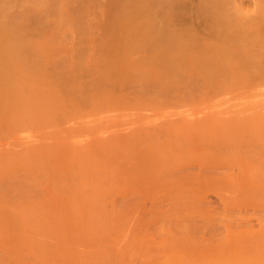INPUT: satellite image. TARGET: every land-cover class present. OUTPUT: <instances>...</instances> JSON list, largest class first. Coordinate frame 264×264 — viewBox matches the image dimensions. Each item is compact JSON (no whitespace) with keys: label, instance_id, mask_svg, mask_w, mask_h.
<instances>
[{"label":"rangeland","instance_id":"obj_1","mask_svg":"<svg viewBox=\"0 0 264 264\" xmlns=\"http://www.w3.org/2000/svg\"><path fill=\"white\" fill-rule=\"evenodd\" d=\"M167 1L162 0V4L159 3L160 1H157V3L155 2L154 6H156V10L154 11H156L155 16L157 17L155 18V20L157 21V19H159L160 17L163 18V16L165 17V11L167 12L166 18L172 17V20L163 18L167 20V23H165L163 19H160L164 21L162 22L163 24L161 23V21L160 24H158V20V23H154L155 25L153 24V29L154 31H156L157 28H160L159 25H163L165 26L164 28L162 27L163 31H167H165L166 35H169V37L170 35L171 37L175 36L176 38H178L177 35H173L172 32L178 33V31H182L181 33L183 34V36L181 33L178 34H180V37L182 39L184 38V41H182L183 45L184 42H186L184 35H189L190 37L186 35V38H191L194 40V42H196V44H198L196 47H194L195 43H189L188 45V43L186 42L185 46H188L189 50L192 47L190 44H193V47L190 51H186L187 49L185 46V52L183 49L180 51L178 50V52H174L171 50L166 51L164 47L159 46L152 48L148 45V47L151 49H146V46L145 50L148 51H144V48L141 47L143 50L142 52L139 48L140 46L134 47L135 44L131 46L128 45L129 49L127 47V50L125 51V46L123 48V45L126 42L124 43V39H122L123 41H121L120 38L122 34L120 30L121 27H119L118 25V28L115 25L116 23L114 24V22L117 20H114V18L117 16V14L119 16V11H114L118 10L119 8L118 6H115V0H3L0 2H3L5 6L3 4L2 6H4V8H7L5 9L6 15L8 11L9 17L12 14L14 15L12 20V17L10 18V21H12V25L16 24V22L18 21L20 22L18 23V25L23 26L20 27V30L18 31H22L21 33H23L24 35L16 33L18 25L15 26L17 28H14L16 32L12 33L13 31H11L9 34L12 33L18 35V37L21 36L19 37L21 38V40L17 38L19 44L23 42L22 39L28 41L27 43L24 42V44H32L28 45L29 47L32 46L31 49L29 47H24L28 48V52L26 50L22 51V49H24L22 48L23 45H21L20 47L18 44H16L17 49L22 48V54L20 55L18 53V55H20L22 61L25 57L28 60V57L30 56V63L27 62L28 66L30 64V68L27 66V64L25 65L31 70V74H34L33 72L39 75L44 74V79L41 78L42 75L41 77L36 75L37 77H40L38 78V80L41 79L43 80V82L46 78L45 82H47H44L42 84L43 88H39L41 84L37 83L35 85V89L38 90L39 88L41 90L43 89L42 91H44V89L46 88L44 86L45 84L47 86V92L48 90L52 91L51 89L53 88L56 89V91H52L54 93H47L46 90L44 92L47 93L45 94V96L48 97L47 101L49 102L46 104H49V107H47V105L45 107H42L35 102L33 104V109L28 113L29 115L25 116L22 120H20V122L18 121L17 123H9L4 120V123L3 121L1 122L2 124L0 123V150L3 149L4 153L8 152L4 154V156L1 155L0 157L2 159H0V177H2L3 175L5 176V174L9 173L11 170L10 167L12 169H15L16 167H18L17 165H21V167H18L16 169L21 168L22 170L19 169V173L18 170L17 172L14 169L13 170L15 172L11 170L13 172L12 176L18 174L17 176L24 175L21 177L28 176V178H30L33 175L36 179H32L34 178L33 176L30 179H32L33 181H37V179L40 178L38 180H40L41 182L43 175L44 181L42 182L47 183L48 176L51 174L52 180L55 181L53 182L49 178L50 183L53 182V187L55 184L58 187H54L53 190H51L50 188L45 187V183L41 186L42 188H44V190H47H45L44 193H42L43 189L39 186L38 187L39 192L42 191V195L44 194L47 197L54 198V195H62L65 192L63 189L62 190L64 192L60 190L59 187V185H63L64 183L59 182V180L63 178L61 175L64 174L65 176H67L66 179H62V181L65 180V182L68 183L72 181V178H74L73 176H71L70 179V173H68L69 171H72L75 173V175L72 172L71 174L74 175L75 178L77 177V180L73 181H78V184L81 182V184L83 183L85 186H88V191L87 189H85L86 193L83 192L84 194L82 193V197L83 195L88 194L89 191H91L93 195H95L92 196L95 199L94 200L92 198L94 200V203L92 202L91 198L88 200L86 199L87 203H85V205H87L83 208V211L80 212V216L79 214H77L71 215L72 217L69 216L66 218L24 217L25 219H23V217L22 219L19 217V219H14V221L6 220L8 222L3 221V218H0V264H123V253L127 241L126 219L123 215L119 216L123 211V208L121 207L122 205H120L122 202L119 201H121L122 199V194L130 191L132 186L130 187L128 183H122V181H120L122 179L115 177L120 171L116 170L117 174L115 173L116 175L113 176L114 173L111 175L110 170L111 172L112 170L115 172L116 168H111L113 166H117L115 164L113 165V163L117 160L115 159V157H117V154H119V149H122L119 148L122 145H119L118 142L122 143V140L119 139H122L121 137L123 136L127 128L126 126L134 123H144L148 124L150 128H152L154 125L165 121L167 118L177 117L179 114L186 111L190 113L194 112V114H197L198 116H203L208 112L221 114L225 111H237L244 109L251 111L254 109L257 110L260 108H264V78H259L257 75L252 74L250 75V77L244 80L237 79L236 77H226L221 75L210 77L208 75H205V73L201 74L200 72H195L194 70L192 72H195L194 75L191 73V76H186V74L190 75V70L192 71L194 69V67L192 68V65H190V63L196 62L188 61V59H191L192 56H196L199 52H204V49H210L209 47H211L212 45H220L222 47L223 44L227 43V40L225 41L226 37L225 35H223L225 33L227 34V32H225L227 30H225L221 26L222 24L218 23L219 20H216L217 15H215V12L216 14L219 13V10H223V6H225L224 8H228L232 4H234V7L236 6L235 8H238L239 5L240 9L242 7L243 10H248L249 13L247 15L246 11L239 12L245 13L244 15L247 16L246 18H248L247 21H250L251 19V21H253L256 19L255 17H258L260 15L256 14L258 11L257 8H259L257 7L259 6L257 3L260 4L262 1L264 2V0H258L260 2H258L257 0H226L227 2L225 1V3H223L224 0H222V4H224L223 6L220 3L221 0H219L220 2L218 0H185V5L184 3H182L183 0H180L182 5L179 0H177L178 2L175 0L174 3H180L179 6L178 4L173 5L174 3H172L171 0L168 1L169 3ZM204 1H207L205 2L206 5L210 6L211 8L207 7L206 9L204 6ZM229 1H231L232 3ZM112 2H114V10V7L111 4ZM210 2H212L213 4ZM228 2L231 3L230 6L226 5L229 4ZM201 3H203L201 7L205 8L203 11L200 8ZM164 4L165 9L166 5L167 9L169 7L168 10L164 11ZM168 4H172L173 6H175L174 9H171V5L169 6ZM212 5H215V7L213 6V8ZM219 5H221L222 7ZM261 5L262 4H260V7ZM116 7L118 8L116 9ZM219 7H221V9ZM175 8H177V10H175ZM212 8L213 10L216 8L218 12L215 10L213 12ZM230 8H233V5ZM173 10H175L176 13H174ZM231 10L233 11V9H230L229 11L231 12ZM157 11L158 13L161 12L159 14L160 17L158 16ZM162 11L164 14L162 13ZM168 11L173 12V14L169 13ZM212 12L214 15L212 14ZM3 16H5V14ZM7 19V22H9V18ZM257 19H259V17ZM7 24L9 26H6V28L11 27L10 23ZM24 26L26 28H24ZM220 26L222 27V29L219 28ZM166 27H169L168 30ZM21 28L24 29V31ZM216 28L219 29V31ZM131 29L133 31L135 30V33H137L136 30H139L136 27L134 29L132 27H127L125 30L122 29L126 34V37L125 34L122 35L123 37H125V39H128L127 37H130V33L133 32L131 31ZM175 30L176 32H174ZM223 30L225 31L222 34L221 32ZM237 30L236 32H238ZM8 31L10 30L8 29ZM140 31L141 30L138 31L136 36L133 32L134 37L131 34L132 39H130V37L129 42L138 40L140 38L139 34H141ZM117 33L119 36H117ZM10 36H12L13 38V35ZM136 37L139 38L133 39ZM120 41L123 43V45L122 43H120ZM188 41L191 42V40ZM0 46V48H2V45ZM203 46L209 47L204 48L203 51H201ZM224 46H228V44ZM130 47H133V49H131ZM29 50H35V52L33 53V51L31 52ZM128 51H133V53ZM205 51L208 52L207 50ZM29 52H31L32 54L30 55ZM182 52L185 53V56ZM186 52H189L188 54L191 56L189 57ZM178 53H182V55L185 57H183L184 61L185 59L187 60L186 62H188L190 68V70L188 69L187 71L188 73L185 74L184 71H186L187 69L182 67L186 69H181V71L184 72L183 75L185 76L182 75L181 71V75L177 73L178 66L176 65H179L180 67V65L183 64L187 67V64L184 63V61L183 63L179 62V59H181V57H179L180 55ZM23 54L25 57L22 56ZM232 54H235V57L237 58H241V54L237 51H234V53L232 52ZM198 55H201V53ZM149 58L153 59L152 65H150L152 61H146V59ZM24 61L26 62V60ZM31 62H34V64L37 65H34L33 68L31 66ZM136 63H138V68L139 65L140 67H142L141 65H143V63H146L148 64V68H150L149 66H151V69H155L154 71L156 73V77L154 80H152L158 84L160 83L163 88L161 87V89L159 87L160 84L157 85L156 83L155 85L158 86L160 90L158 87H154V82L149 78V81H151L150 84L153 85H149V81L143 82V86L147 83L149 87L147 85H145V87L140 85L142 84V82L139 84V86H142L146 90L148 87L147 94L144 95V89L141 90V87H138V81H136L137 84H131L129 79L131 78L129 77L131 73L128 72L129 69H127V67L131 65L130 71H133L131 67H135ZM166 64L169 66H175V69L177 68V74H175V71L174 73H172L175 69L171 66L170 67L173 70H171L169 66H167L166 69L172 72H168L167 70H165ZM201 64L203 63L200 62L199 66L197 67L198 64L196 62V69L201 68ZM40 65H42V68L44 69H41ZM144 66L145 65H143L142 68H144ZM153 66L157 67V71L158 69H161V73L159 71L157 72L156 68H152ZM159 66L163 67V73L162 67L158 68ZM137 67L136 69L134 68L135 71L137 70ZM31 68L34 69L33 72ZM125 68L127 69L125 70L127 72H124L126 74H130L126 75L124 73L127 77L124 76L123 78V75H120V72ZM146 68L147 67L145 66V69ZM36 69L40 70L37 72ZM145 69L143 70V72L145 71ZM42 70H44L43 73H41ZM135 71L133 72L135 73ZM165 71L168 72L169 76L172 73L173 77L171 76L170 79H167V75L164 74ZM143 72L138 73V75L146 73ZM45 74L47 75L46 77ZM119 75L121 76L122 80L124 79L123 85H125V83L127 82L132 88L131 89L126 83L124 87H128L124 89L122 85V89L131 91L130 93H133L134 95V88L137 87L135 89V92L138 94V96H140V93L144 96L138 97L135 94V96L137 97L134 96L132 100V96L129 95L128 91L124 92L125 95L122 94L123 92L120 91L121 88L119 89L121 84ZM142 76L140 79H143ZM147 76L153 78L151 74L149 76V73L147 74ZM146 78L147 77H145V79ZM146 80H148V78ZM135 85L137 86L135 87ZM68 88L69 90H71V93L72 88L74 90L76 89V92L73 90V93L75 94H71L70 91H68ZM41 90L38 91L39 94ZM65 90H67L66 93ZM180 90L182 91L180 92ZM55 92H57V94L60 93L58 95L61 96L53 95L56 94ZM158 92L161 95H159ZM169 92L170 94H174V96L172 94V98H169V96H171ZM112 93H114L113 95L116 97L118 93L119 95L121 94L119 98L123 97V100L127 93L128 98L125 97L127 102L125 100H122V102H125L122 103L121 100L119 101L118 97H115L118 102H121V104L117 103V101L113 99L114 97H110ZM179 97H181L180 100ZM52 98H57V101ZM63 98L65 99V102L63 101ZM110 98H112L111 100H114L115 102H111ZM50 100H52V102H50ZM53 100L55 101V103H53ZM95 101H98V103L102 104H99L97 106L98 103H96ZM52 104L55 105L53 106ZM86 106H88V108ZM111 107H113V109ZM117 131H119L121 134H119V132ZM113 135H121V137L119 139L118 137H116V141H118L117 143L119 147L116 146L118 149L115 148V150L116 152L118 150V153L116 154L115 152L114 154L116 155L110 156V153H113L111 152V150L113 151L115 147H113V145L115 144V142L111 140L112 142L110 143V146L114 142V144L111 146L112 148L109 146V144H103L110 142L106 141L107 139H114ZM253 137L257 136L254 135ZM98 145L100 147H98ZM27 146H33L36 149H33V147H29L33 151L31 149H28L30 151V153H28ZM3 152L1 154H3ZM60 152H62L63 157H61ZM53 154L57 155L58 157L60 154V161L57 156H52ZM120 154H122V152ZM65 155L68 159L65 158ZM118 156L121 157L120 155ZM122 158H118V161H123ZM51 159L56 160V163L58 164L55 166L56 163L54 162V160L50 161ZM113 159L114 162L109 161H113ZM52 162H54V164ZM108 163L110 165L112 164L111 168L108 167ZM45 164L47 166H45ZM117 164L119 165V162ZM22 165H25V169ZM26 166L28 167V169L30 168L29 171H26ZM57 166L59 168H56ZM118 167L121 166L119 165ZM48 169H50V172H52L47 173ZM31 170H34L36 173H38L36 174L34 172V174H31ZM61 171L65 172L61 173ZM24 173L28 174L25 175ZM29 173L31 174L30 176ZM66 173H68L69 176ZM10 175L6 176L8 177ZM16 175L13 177L16 178ZM57 175H60V178L58 177L59 180H57V178H54L57 177ZM4 176L2 178H4ZM44 176L47 179L46 181ZM17 178L12 179V181L16 182ZM22 179L23 178H20L16 183L19 184ZM7 180H10V182H12L8 177L6 179V185L13 186ZM24 181L25 180H23V182ZM35 181L33 183H35ZM23 182H20V184L22 183V185L27 188L26 182L29 181L26 180V182H24L25 184H23ZM32 182L29 183L32 184ZM37 182L36 184H38ZM0 183H2L1 185L4 186L5 180L4 183L1 181ZM69 184L68 186L71 187V185ZM78 184L76 183V186ZM81 184H79V186ZM30 185L28 184V187ZM39 185H41V183ZM30 187H33V184ZM0 188L2 189V186ZM55 188H58V190ZM25 190L26 189H24V191ZM82 190L80 191L79 189L78 192L81 193ZM80 195L81 194H79L78 196ZM91 195L92 194H90L89 197H91ZM115 198L118 199V202L117 200L115 202ZM114 202L117 203V205H115ZM96 204V208L99 209H97V213L99 214V212L101 211V214H94V216L93 213L94 211L96 212V210L93 209V205L95 208ZM113 206H116V209L119 210L118 216L111 215ZM191 215L195 216V218L197 219H200L198 213ZM189 218V216H178L172 219L171 222L174 225L176 232L179 233L184 229L189 230ZM140 254L142 259L150 262L161 259V257L158 256V253L154 249L153 240L147 237L141 244Z\"/></svg>","mask_w":264,"mask_h":264},{"label":"bare ground","instance_id":"obj_2","mask_svg":"<svg viewBox=\"0 0 264 264\" xmlns=\"http://www.w3.org/2000/svg\"><path fill=\"white\" fill-rule=\"evenodd\" d=\"M128 1L130 4L128 3ZM157 1H160L159 3L162 4V0H115V6L119 7V8L116 7V9L118 8V10H114L115 9L114 2L111 3L112 6L114 7V8L112 7L113 10L115 12L119 11L118 13L120 17L116 13L117 18L115 17L114 20L116 19L117 20L115 22L113 20V22L114 24L116 23L115 25L117 27L118 25L119 27H121L120 30L122 34L120 38L121 41H123L122 39H124V43L125 42L126 43L124 45L121 41L120 43H122L123 48L125 46L126 49L124 48V50L125 51L127 50L128 45L131 46L134 44H135L134 47L140 46L139 48L141 49L142 52L143 50L148 51L145 50L146 46H147L146 49L149 50L151 49L149 47L155 48L160 46V47H164L166 51L171 50L174 52H178V50L180 51L183 49L185 52L186 49H187L186 51L189 50L188 46H185L186 42L188 43V45L189 43H195L194 47H196L198 44H196V42H194L193 39L191 38L188 39V37L190 36L187 35L186 33L185 34L188 37L186 38V35H184L186 42H184L183 45L182 41H184V38L182 39L180 37V34H178L181 33L182 31L179 32L177 30L178 33L172 32V34L173 35L176 34L178 38H176L173 35H172L173 37H171V35L170 37L169 35L168 36L166 35L167 31L165 29L164 30L166 32L163 31V28L165 26L162 25L163 24L162 22L165 21V23H167L166 21L168 19L172 20L171 19L172 17L170 16L171 18L169 17L166 18L167 12L165 10H168L169 7L167 9V5H166V9H165V4H164V11L166 16L165 17L163 16V18H166L167 20L161 18L159 15L161 12L158 13V11L157 14L160 18L157 19V21L159 20V23L155 20V18L157 17L155 16L156 11L154 10H156L155 8L156 6H154V4L155 2L157 3ZM171 1L172 3H174L175 0H171ZM181 1L179 0L180 3ZM183 1L182 3H184L185 5V0ZM225 1L226 0H224L223 3H225ZM177 2L176 4H178ZM205 2L207 1H204V3ZM262 2L260 3L262 4L261 7L263 6L264 3ZM180 3L178 4V6L180 5ZM220 3L222 6L224 5L222 4V0ZM231 3L226 5L230 6ZM2 4L3 2L0 3V16H1L0 45H2V48H0V123L2 121L3 123L5 121L9 123L10 122L17 123L18 121L20 122V120H22L25 116L29 115L28 113L33 109V104L35 102L42 107H45L46 105L47 107H49L50 105L46 104L49 101H47L48 97L45 96V94H47L48 92L51 93L52 91H56V89L53 88L51 89L52 91L48 90L47 92L46 84L44 85L46 87V88L44 87L45 88L44 91H42L43 89L42 90L39 89V88H43L42 84L45 82L46 78L44 82L41 79L38 80V78H40L42 75L41 78L44 79V74L39 75L33 72L34 71L33 66L37 65L34 64V62H31V66L33 67L31 69L34 74H31V70L29 69L30 64L28 66L27 63V62L30 63V59H29L30 56L28 57L27 60L24 54L22 55L23 57H25L24 60H26V62L24 60L22 61V59L20 58L22 51L23 50L27 51L28 49L24 47H29L28 45H32V44L31 43L30 44L28 43V45L24 44V42L26 43L28 42L25 39L24 40L22 39L23 42L19 44L17 38L21 36L18 37V35L12 33H15L17 31L16 32L17 34L24 35L23 33H21L22 31H18L20 30L19 28L23 26L18 25V23H20L18 21L17 22L15 21L16 24L12 25V21H10V18L12 17L11 18L12 20L14 15L12 14L9 17L8 10H7L8 13L6 15L5 9L7 8H4L5 5L3 4L4 6H2ZM176 4L174 3L173 5ZM257 4L259 6L257 5L256 6L259 8H257L258 11L256 14L257 15L260 14L258 16L259 19H257L258 17H255L256 19L253 21H251L252 20L251 19L250 20L251 22L247 21L248 18H246L247 16L244 15L245 13L239 12V11L241 12L246 11L245 9L243 10L242 7L241 10L239 5L238 8H235L236 6L234 7V4H232L233 8H230L232 7L231 5L230 7H228L229 9L227 7L224 8L225 6H223V10L221 9L222 6L219 5L221 6L219 7L221 11L219 10V13L217 14L215 12V15H217L218 19L216 17L215 18L217 21L219 20L218 23L222 24L221 26L225 30H227V31L223 30L221 32L222 34L224 31L227 32V34L226 33L223 34L226 37L225 41L227 40V43L223 44L222 47L220 45L219 46L209 45L211 47L203 46L201 51H203L204 48H208V47L210 49H204V52L198 53V54L201 53V55L197 54L196 56H192L191 59H188V61H192V62L196 61L198 64L197 67L199 66V63L202 62L203 64H201L200 65L201 68H199L200 70L196 69V65H195L196 62H193L190 63V65H192V68L194 67V69L191 71L188 62H186L187 60L185 59L184 61L185 53L182 52L184 53V56L182 55V53L180 54L178 53L180 55L179 57H181V59H179V62L183 63L184 61V63L187 64V67L186 65L183 64L180 65L181 68L179 67V65H176L178 66L177 73L180 74L181 69L183 70L187 69L186 71H184L186 74L188 73L187 71L189 69L190 75L186 74V76H191V73L195 70V72H200L201 74L205 73V75H208L210 77L215 75L217 76L221 75L226 77H236L237 79L245 80L248 77H250V75L254 74L257 75L259 78H264V6L262 7L263 8L262 10L260 4L259 3ZM170 5L172 7L171 9H174L175 6H173L172 4ZM201 5H203V3L200 4V8L202 9V11L205 8L207 9V7H210L206 5V3L204 4L205 8L201 7ZM213 6L215 7V5H212V7ZM177 8H175V10H177ZM230 9H233V11L231 10V12H233L234 15L229 11ZM175 10H173L174 13H176ZM214 10L218 12L216 8ZM246 12L248 15L249 13L248 10ZM169 13L173 14V12H169ZM4 14L5 16H3ZM5 17L6 19L9 18V22H7L8 19L6 20ZM160 19H163L164 21ZM160 21L162 23L161 24L162 26L159 25L160 28H157V30L155 29L157 31L156 32L153 29L154 28L153 24L154 23L160 24ZM7 23H10L11 27L14 26L12 27V30L11 27L6 28V26H9ZM16 25H18V28L15 27ZM221 26L219 27L220 29H222ZM127 27L128 28L132 27L133 29L136 27L137 29L141 30L140 31L141 34H139L140 38L139 37H138L139 39L137 37L133 38V39H138L136 40L137 42L134 40L132 42L131 41L129 42V40L132 39L131 34L134 37V35L136 36L139 30H136L137 33H135L134 32L135 30L133 31L131 29V31L134 32V35L133 32L130 33L129 31L130 33L129 36L131 38L127 37L128 39H125L126 34L125 31L123 32L122 29L125 30ZM14 28H17V30L15 31ZM24 28L26 27L24 26ZM8 29L10 31H8ZM234 29H236L238 32H236V30ZM22 30L24 31V29ZM217 30L219 31V29ZM11 31L13 32L9 34ZM174 32H176V30ZM123 34H125V37L122 36ZM10 35H13V38ZM119 35H120V31H119ZM119 35L117 33V36ZM14 36L16 39L14 38ZM19 40H21V38H19ZM188 40H191V42H189ZM16 44H18L20 47L21 45H23L22 48L24 49L22 48L17 49ZM226 44H228V46H224ZM190 45L193 47V44ZM184 46L186 47V49ZM232 46H234L235 48ZM141 47H143L144 49L142 50ZM192 47L190 48V50L192 49ZM29 48L31 49L32 46ZM131 49H133V47ZM205 50H207L208 52H206ZM29 51L31 52L33 51V53L35 52V50H29ZM133 51L132 52L128 51V52L133 53ZM234 51L239 52L241 54V58L235 57V54H232V52L234 53ZM31 52H29L30 55L32 54ZM18 53L20 55H18ZM186 53L188 54L189 52ZM188 56L190 57L191 55L188 54ZM151 58H149L150 60L146 59V61L147 60L152 61L150 65H152L153 63V59ZM25 64H27L29 68L26 67ZM137 64L138 63H136L135 67L134 66L131 67L133 71H135L134 68L136 69V67L138 66ZM143 65H145L147 67L146 69L149 70H146L145 66L144 68H142ZM143 65H141L142 67H140L139 65V68L137 67L136 70L137 72L135 71V73L133 71H130L131 65L128 66L129 68L127 66L126 67L127 69H129L128 72L132 74L131 75L130 73H127L128 75L130 74L129 77H131L129 78L130 83L137 84L136 81H138V87L139 88L141 87V90L144 89L143 94L145 93L144 95H146L149 87L148 84L153 85L150 84L151 81H149V78L150 80L152 79L154 80L156 77V73L154 71L155 69H151V66H149L150 68H148V64L143 63ZM40 66L41 69H44L42 68L43 67L42 65ZM167 66L169 65L166 64L165 70H167L168 72H172L166 69ZM170 66L175 69V66L172 65ZM170 66L169 68L171 69ZM161 67L162 66H159L158 68ZM152 68H156L157 71V67L153 66ZM127 69L125 68L120 72V75H123V78L126 74L125 72H127L125 70ZM144 69H145L144 72H146L147 74L149 73V76L150 74L152 76L155 74L153 78L148 77L147 74L145 73V74H140L141 76L143 75L142 76L143 79H140L141 76L138 75V73L143 72ZM39 70H37V72ZM163 70L164 69L162 67V73ZM158 71L161 73V69H158ZM174 71L175 74H177L176 73L177 68L173 70L172 73H174ZM43 72L44 70H42L41 73ZM168 72L165 71L164 74L167 75L168 77L167 79H170L171 76L173 77V74L169 73L170 74L169 76ZM184 72H182V75ZM194 73L192 74L194 75ZM133 74L135 77L133 76ZM36 75L40 77H37ZM136 75L140 79V82L139 79L136 77ZM46 76L47 75L45 74V77ZM144 76L147 77L148 80H146L147 78L145 79ZM119 80H121V84L120 87L119 86L117 87H119V89L121 88L120 91L123 92V93L122 92L119 93L125 95L124 92L126 90L124 89L127 88L128 86L126 87L124 86L126 85L127 82L125 83V85H123L124 79L122 80L121 76ZM146 81H149L148 84L147 83L145 84L148 86V87L146 86L147 90L143 88L145 87V85L143 86L144 84L143 82ZM141 82L142 84H140ZM37 83L41 84V86L39 85L40 86L39 88L37 87L38 90L35 89V85ZM155 83L156 82H154L153 86L157 88L158 86H156ZM139 84L142 85L143 87L139 86ZM156 84L159 85L160 83L159 84L156 83ZM122 85L124 89H122L123 88ZM136 86L137 85H135V87ZM159 87L161 88L162 85L160 84ZM136 88H134L133 91L134 95L133 93H130L131 91L127 90L129 92V95L132 96V100L135 94L138 96V94L135 92ZM39 90H41L40 94L38 92ZM45 90L47 93H44ZM73 90L74 89L72 88V93H71V90H69L68 88V91H70L71 94H75L73 93ZM66 91L67 90H65V93ZM181 91L182 90H180V92ZM55 93L56 94H53L55 96L60 94V93L57 94V92ZM113 94L114 93H112L111 96L110 95L109 96L114 97L113 99L116 101H117L116 98L118 97L119 101L121 100L122 102L123 97L121 96L122 98H119L121 94L119 96L117 95V97L114 96ZM172 94H170L171 96H169V98L170 97L172 98L174 96V94L173 96ZM139 95L140 96L138 97L144 96L141 93ZM159 95L161 94L159 93ZM125 97L128 98L127 93ZM125 97L124 100L127 102ZM180 98L181 97H179V100ZM111 99L112 98H110L111 102L112 101L115 102L114 100ZM54 100L57 101V98ZM63 101L65 102V99ZM50 102H52V100H50ZM95 102L98 103V101ZM121 102L117 101V103L120 104ZM53 103H55V101ZM99 104L102 103H98L97 106ZM52 105L54 106L55 104ZM86 107L88 108V106ZM113 107L111 108L113 109ZM187 113L190 112L186 111V112H182L177 117H169L165 121L157 125H154L152 128H150L148 124H144V123L130 124L126 126L127 128L125 127L126 130L122 137L121 135L118 136L113 135L114 139L110 138L106 140L110 142L106 144L102 143L103 145L109 144L110 146V143L114 141L115 144H117L115 145L114 142L111 144V146L114 144L113 147L114 146L115 147L112 151L111 150L112 147L110 146L111 147L110 150L111 152H113L110 153L111 154L110 156L116 155L118 153V150L116 152L115 148L119 147V145H122L119 147L122 149L119 150L122 152L123 155L120 154L121 152L119 151L117 157L119 159L123 157L122 158L123 161L122 160L118 161L119 159L115 157V159H117L115 162L114 159L113 161L111 160L109 161L114 162L113 165L115 164L117 166L112 167L111 166L112 164L110 165L108 163V167L110 168L112 167L111 169H113L114 167L116 168V169L114 168L115 172L113 170L111 172L109 168L111 175L114 173L113 176H115L117 174V171H120L118 172V175H116L115 177L122 179L120 180L122 181V183L125 184L128 183L130 187L132 186L130 191L122 194L123 195L122 199L121 201H119L122 202L120 205H122L121 207L123 208L122 209L123 211L121 212V214L119 213L120 214L119 216L123 215L126 219L127 241L123 253V260H122L123 264H264V108H260L257 110L254 109L251 111L246 109L237 110V111H225L221 114L208 112L203 116H198L197 114L195 115L194 112L190 114ZM119 134L121 133L119 132ZM254 135L257 137H253ZM116 137H118V139L121 137L122 139L119 140H122L121 141L122 143L116 141ZM117 142L119 143V145ZM29 147H33V146H29ZM29 147L27 148V150L31 149ZM98 147L100 146L98 145ZM33 149L36 148L33 147ZM29 150L28 153H30ZM1 151L3 152L4 150L3 149L0 150V157L1 155L4 156V154L8 153V152L5 153L3 152V154H1L2 153ZM115 152L116 154H114ZM60 153H61V157H63L62 152ZM118 155L120 156L122 155V156L119 157ZM52 156L56 157L57 155L53 154ZM65 158H67L66 155ZM52 160L54 159H51L50 161ZM117 161L119 162V165L121 167H118L119 165L117 164L118 163ZM54 162L56 163V160H54ZM54 162L52 163L54 164ZM57 164L58 163H56L55 166ZM17 166L21 167V165L20 166L17 165ZM45 166L47 165L45 164ZM23 167L25 169V165ZM16 168L13 169L16 170V172L18 170V173H19V169L22 170L21 168L19 169ZM56 168L59 167L57 166ZM10 169L13 170L11 167ZM11 170L9 173L5 174V176L3 175L4 178H2L3 176L0 177L1 182L4 183L5 180L4 186L1 185L2 183H0V187L2 186V189L0 188L1 189L0 218H3V221L6 220L14 221V219L17 218L19 219V217L21 219L22 217L23 219H25L26 217L66 218L71 215H77V214H79L80 216V212L83 211V208L87 205V204L85 205V203H87V200L90 198L94 199V197L92 196H95L91 191H89L90 194H92L91 197H89L90 196L89 192L88 194H85L86 196L83 195L82 197V193L83 192L86 193L85 189H87L88 186H85L83 183L81 184V182L79 183L81 184L79 186L78 181L76 182L73 181V180H77L76 179L77 177L75 178L74 176L75 173L72 171H69L68 173H70L69 174L70 179L71 176L74 177L71 179L73 182L70 181L68 178L67 179L70 182L67 183L65 182V180L62 181V179H66L67 177L64 174L61 175L63 177V178L61 177L62 178L60 179L61 181L59 180L60 175L54 177L57 178L59 182H64L63 185H59V187L60 190L63 189L65 192L62 190L64 194L62 195L57 194L54 195L55 197L53 196L54 198H51L45 196L44 194L43 195L41 194L42 191H43L42 193H44L46 190V189L44 190V188L41 187L46 183V182H42L44 181L43 175L41 182L40 180H38L40 178H38L37 179L38 182L34 180L35 183H33L34 181L32 179H36L33 175L32 176L34 178L30 179L32 176L28 178V176L21 177L24 175L17 176L18 174L17 175L15 174L17 177H19V178L16 177L18 181L20 178H23L22 181L20 182H23V180H25L24 182H26V180L29 182L33 181L32 182L33 187H30L32 186L31 183L26 182L27 183L26 185L27 188H26L24 185H22V183L21 184L20 182L19 184L16 183L17 180L16 182L12 181V179H16V178L13 177L15 175L12 176V173L15 171L13 170L12 172ZM27 170L29 171L30 168L28 169L27 167L26 171ZM62 171L61 173L65 172ZM34 172H35L34 170H31L30 173L34 174ZM51 172L50 169H48L47 173H51ZM71 172L74 175H72ZM30 173L29 176L31 175ZM68 173L66 174L68 175ZM6 175H10L8 177L9 179H11L12 182H10V180L7 181L10 182L11 185L13 186L6 185V179L8 178ZM49 176H48V180L44 176L45 181L47 180L45 187H48L51 190H53L54 187H58V186L55 184L56 186L54 185L53 187L54 184L53 182L55 180H52L51 174ZM49 178L53 182L50 183ZM24 182L23 184H25ZM36 182L38 184H36ZM40 183L41 185H39ZM76 183L78 184L77 186ZM28 184L31 185L28 187ZM68 184L71 185V187L68 186ZM72 184L73 186L75 185L74 186L75 188L72 186ZM38 186L43 189L42 191L40 189L41 192H39ZM24 189L26 190L24 191ZM55 189L58 190V188ZM79 189L80 191L82 189L84 190H82V192L80 193L78 192ZM79 194L81 195L78 196ZM93 199L92 202L94 203L95 199L94 200ZM114 200L115 202L116 200L118 202V199L115 198ZM115 202L114 204L117 205V203ZM94 205H93V209H95L96 212L94 211L93 215L94 214L100 215L101 211L99 212V214L97 213L99 210L98 208H96L97 204L95 208ZM118 211L119 210L116 209V206H113L112 214L111 212L110 214L113 216L115 215L118 216ZM197 213L200 216V219H197L195 218V216L191 215ZM178 216L190 217L188 220L189 230L184 229L179 233L176 232L175 227L171 221L174 217H178ZM146 237L151 238L153 240L154 249L158 253V256L161 257V259L151 262L142 259L140 254L141 244L144 242Z\"/></svg>","mask_w":264,"mask_h":264}]
</instances>
